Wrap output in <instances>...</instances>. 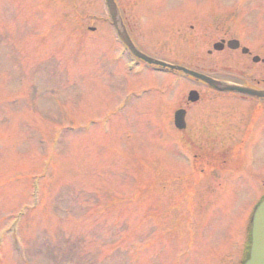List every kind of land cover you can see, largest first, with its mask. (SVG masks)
Wrapping results in <instances>:
<instances>
[{
  "label": "rangeland",
  "instance_id": "obj_1",
  "mask_svg": "<svg viewBox=\"0 0 264 264\" xmlns=\"http://www.w3.org/2000/svg\"><path fill=\"white\" fill-rule=\"evenodd\" d=\"M118 2L153 56L264 74L208 53L227 33L216 18H246L244 42L264 50V0ZM110 21L103 0H0V264H240L264 173L187 169L165 130L198 85L130 70ZM255 154L260 171L264 140Z\"/></svg>",
  "mask_w": 264,
  "mask_h": 264
},
{
  "label": "flooded vegetation",
  "instance_id": "obj_2",
  "mask_svg": "<svg viewBox=\"0 0 264 264\" xmlns=\"http://www.w3.org/2000/svg\"><path fill=\"white\" fill-rule=\"evenodd\" d=\"M125 24L129 29L128 21ZM231 26L234 27V23ZM236 37L233 31L221 36L220 40L228 41ZM243 46L245 45L241 44ZM208 52L213 54L212 51ZM220 52L231 55L229 65L235 68L241 67L236 66L237 60L249 62L252 55L251 52L243 53L242 48L231 49L227 45ZM203 71L214 73L212 70ZM221 72L227 76L211 75L220 80L264 89V74L255 77L242 71ZM199 87L204 88L206 94L217 96L199 97L195 103L183 100L180 108H185L186 111L185 125L180 130L182 142L187 150L196 154L201 179L227 180L230 178V170L245 167L244 153L250 146L252 134H255L257 140L251 147L264 140V97L219 92L204 82ZM262 170L264 169H260ZM214 171H218L216 174L220 176L207 177L208 172L213 174Z\"/></svg>",
  "mask_w": 264,
  "mask_h": 264
},
{
  "label": "water",
  "instance_id": "obj_3",
  "mask_svg": "<svg viewBox=\"0 0 264 264\" xmlns=\"http://www.w3.org/2000/svg\"><path fill=\"white\" fill-rule=\"evenodd\" d=\"M107 7L109 9V12L111 14V17L113 19V23L115 27L117 28V31L120 35V37L123 39V41L127 44V46L130 48V50L137 55L138 57L144 59L145 61L152 63V64H158V65H163V66H169L171 68H177L180 70H184L187 74L194 75L197 78L204 79L211 84H213L216 88L221 89V90H240L243 92H248L251 94H255L258 96H264V91L260 90H255L251 88H246V87H240L237 85H230V84H221L218 83V81H215L203 74H200L198 72L192 71L185 69L181 66H175V65H170L164 61L157 60L155 58H152L142 52H140L135 45L132 43L130 40L128 34L126 31L123 29V25L121 22V17L119 14V10L117 7V4L115 0H105ZM192 97H196L197 94L196 92H192L191 94ZM252 237H253V243H252V250H251V257L250 259L246 262V264H264V201L259 205L257 208L255 215H254V220H253V230H252Z\"/></svg>",
  "mask_w": 264,
  "mask_h": 264
}]
</instances>
